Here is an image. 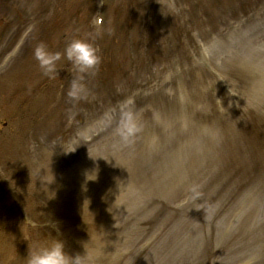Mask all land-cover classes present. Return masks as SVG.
<instances>
[{
  "label": "rangeland",
  "instance_id": "rangeland-1",
  "mask_svg": "<svg viewBox=\"0 0 264 264\" xmlns=\"http://www.w3.org/2000/svg\"><path fill=\"white\" fill-rule=\"evenodd\" d=\"M138 11L134 58L123 40L118 67L102 54L98 84L75 70L88 89L75 103L70 75L49 90L32 55L12 61L32 31L18 24L13 40L7 27L0 264H24L28 243L57 235L50 220L85 264H264V0H143ZM128 109L138 130L126 141Z\"/></svg>",
  "mask_w": 264,
  "mask_h": 264
},
{
  "label": "clouds",
  "instance_id": "clouds-1",
  "mask_svg": "<svg viewBox=\"0 0 264 264\" xmlns=\"http://www.w3.org/2000/svg\"><path fill=\"white\" fill-rule=\"evenodd\" d=\"M99 34V30L96 29L95 34L89 33L85 37H73L68 39L64 45L63 51H51L44 43H38L32 50V56L37 61L42 75L48 78H53L57 72V61L63 58L70 62L71 66L76 69L77 73H92L100 62V56L98 55V49L94 45L93 40L95 35ZM208 52H202V56L206 59ZM223 79V78H221ZM88 95V89L82 82V76H74L70 81L66 91V96L73 103L85 99ZM131 101H126L125 105L130 104ZM138 126L134 119V114L131 109L122 111V122L120 135L122 139L128 140L137 132ZM63 153L68 154L75 150L71 146L62 145ZM85 172V182L91 180ZM10 184H12L10 182ZM24 221H28L32 227H36L35 222L31 221L28 216ZM54 225L57 235L51 238L44 244H29L27 255L24 259V264H85V253L70 254L65 250L64 241L59 238V229L56 222L49 221ZM28 241V238L25 237Z\"/></svg>",
  "mask_w": 264,
  "mask_h": 264
}]
</instances>
